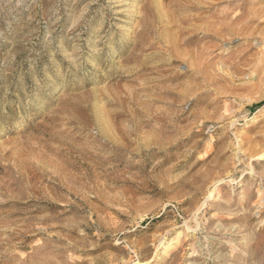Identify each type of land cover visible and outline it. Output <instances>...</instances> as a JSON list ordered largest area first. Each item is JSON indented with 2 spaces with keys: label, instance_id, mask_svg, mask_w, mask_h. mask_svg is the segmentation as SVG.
I'll use <instances>...</instances> for the list:
<instances>
[{
  "label": "rangeland",
  "instance_id": "rangeland-1",
  "mask_svg": "<svg viewBox=\"0 0 264 264\" xmlns=\"http://www.w3.org/2000/svg\"><path fill=\"white\" fill-rule=\"evenodd\" d=\"M0 264H264V0H0Z\"/></svg>",
  "mask_w": 264,
  "mask_h": 264
},
{
  "label": "bare ground",
  "instance_id": "bare-ground-1",
  "mask_svg": "<svg viewBox=\"0 0 264 264\" xmlns=\"http://www.w3.org/2000/svg\"><path fill=\"white\" fill-rule=\"evenodd\" d=\"M243 14H244V13H243ZM243 16H244V15H243ZM236 21H237V20H236ZM236 21H235V22H236ZM237 22H238V21H237ZM234 24H235V23H234Z\"/></svg>",
  "mask_w": 264,
  "mask_h": 264
}]
</instances>
